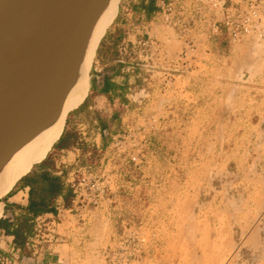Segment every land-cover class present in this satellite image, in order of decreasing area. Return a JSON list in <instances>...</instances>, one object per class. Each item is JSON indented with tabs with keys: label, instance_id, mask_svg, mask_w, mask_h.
Here are the masks:
<instances>
[{
	"label": "rangeland",
	"instance_id": "374dc122",
	"mask_svg": "<svg viewBox=\"0 0 264 264\" xmlns=\"http://www.w3.org/2000/svg\"><path fill=\"white\" fill-rule=\"evenodd\" d=\"M248 2L264 16V0ZM136 16L129 53L120 41L110 61L127 77L114 122L102 134L90 110L53 151L69 189L58 264H264V38L200 27L180 42ZM143 32L156 44L141 49Z\"/></svg>",
	"mask_w": 264,
	"mask_h": 264
},
{
	"label": "water",
	"instance_id": "95a60500",
	"mask_svg": "<svg viewBox=\"0 0 264 264\" xmlns=\"http://www.w3.org/2000/svg\"><path fill=\"white\" fill-rule=\"evenodd\" d=\"M121 2L0 0V181L15 156L58 128L65 115L61 132L43 159L0 197V221L12 218L5 213L4 199L47 159L62 138L68 117L86 101L98 49L118 17ZM112 13L94 46L100 23ZM85 81V96L68 109L69 100Z\"/></svg>",
	"mask_w": 264,
	"mask_h": 264
},
{
	"label": "crops",
	"instance_id": "0c3cea01",
	"mask_svg": "<svg viewBox=\"0 0 264 264\" xmlns=\"http://www.w3.org/2000/svg\"><path fill=\"white\" fill-rule=\"evenodd\" d=\"M157 1L139 0L135 7L130 5L129 0H122L118 17L107 31L98 49L95 58L96 66L91 73L88 97L84 104L68 118L66 127L70 121L75 126L82 114L90 113L89 111L93 109L100 119H104L101 122L102 134H104L103 129L114 122L116 115L110 114L111 107L119 109L123 106L127 86V77L122 75L123 66L111 64L117 63L114 55L117 54L116 48L120 41L129 46L131 19L136 14L139 28L153 26L154 21L157 20ZM63 137L70 136L63 133ZM57 146L59 145L56 144L55 147ZM55 147L47 159L34 167L30 174L22 179L13 192L4 199L5 213H10L12 218L0 221V264L59 263L52 237L44 232L41 240L35 238L36 220L40 217L51 218L60 213L69 194L67 184L61 176L66 167L62 166L63 157H59L61 159L59 162L54 160ZM67 148L59 152L63 154Z\"/></svg>",
	"mask_w": 264,
	"mask_h": 264
},
{
	"label": "built area",
	"instance_id": "2783aa9c",
	"mask_svg": "<svg viewBox=\"0 0 264 264\" xmlns=\"http://www.w3.org/2000/svg\"><path fill=\"white\" fill-rule=\"evenodd\" d=\"M249 4L247 15H240V0H160L157 20L167 28L173 30L180 42H189L187 34L208 27V32L216 37H227L232 41L241 34L251 33L257 40L264 38V16L256 12V7L250 0H243ZM260 2V0H255ZM144 29V28H143ZM156 41L144 32L137 45L147 49ZM128 46L121 44L119 54H128ZM182 54V53H181ZM183 54H186L183 52ZM121 62V61H118ZM57 213L54 217L36 220L35 238L43 233L50 235L54 232ZM45 230V231H44Z\"/></svg>",
	"mask_w": 264,
	"mask_h": 264
},
{
	"label": "bare ground",
	"instance_id": "6f19581e",
	"mask_svg": "<svg viewBox=\"0 0 264 264\" xmlns=\"http://www.w3.org/2000/svg\"><path fill=\"white\" fill-rule=\"evenodd\" d=\"M113 13L110 14L106 19H104L97 30L94 46L103 33L104 29L109 25ZM93 46V47H94ZM93 55V50L91 51L88 61H87V68L89 67L91 57ZM87 92V82L85 81L75 92L73 97L69 100L68 109L73 108L76 106L85 96ZM64 117L61 120V123L58 128H55L52 132L42 135L41 137L34 140L31 144H29L26 148H24L10 163L9 167L7 168L3 179L0 181V197H2L6 192L11 188L14 182L24 175L31 167V165L35 162H39L43 159L45 154L48 152L51 145L56 141L58 138L63 123ZM1 203V202H0Z\"/></svg>",
	"mask_w": 264,
	"mask_h": 264
},
{
	"label": "trees",
	"instance_id": "16d2710c",
	"mask_svg": "<svg viewBox=\"0 0 264 264\" xmlns=\"http://www.w3.org/2000/svg\"><path fill=\"white\" fill-rule=\"evenodd\" d=\"M71 143H72V140H71V138L70 137H67V138H62L61 139V141L57 144V145H61L62 147H65V148H67V147H69L70 145H71ZM68 198L66 197V200H67ZM22 226H23V224H22Z\"/></svg>",
	"mask_w": 264,
	"mask_h": 264
}]
</instances>
